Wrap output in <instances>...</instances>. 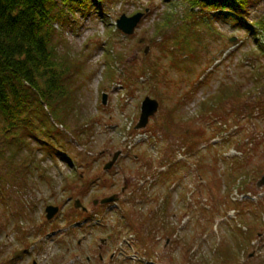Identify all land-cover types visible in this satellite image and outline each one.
<instances>
[{
  "label": "rangeland",
  "instance_id": "rangeland-1",
  "mask_svg": "<svg viewBox=\"0 0 264 264\" xmlns=\"http://www.w3.org/2000/svg\"><path fill=\"white\" fill-rule=\"evenodd\" d=\"M98 4L105 15L94 9ZM251 5L241 23L263 16L264 0ZM88 6L89 14L65 9L67 21L55 25L59 57L82 73L75 70L66 98L43 115L62 132L55 140L62 152L17 153L30 154L41 167L29 178L19 172L21 180L7 186L11 204L0 218V264H264V78L253 79L264 71V36L259 49L245 27L213 17L220 11L208 13L216 28L199 16L203 38L192 47L200 59L187 73L155 41L165 14L185 18L174 28L187 24L186 2L92 0ZM137 13L144 17L135 34L125 36L117 21ZM225 87L237 101L216 100ZM147 96L160 108L134 133ZM206 108L219 115H206ZM216 122L225 123V131L212 138L221 132ZM198 135L200 144L190 151L185 146ZM4 142L0 134L3 151ZM119 150L116 164L105 170ZM114 194L120 200L98 217L69 222L76 200L91 211L94 200ZM48 206L60 207L52 221Z\"/></svg>",
  "mask_w": 264,
  "mask_h": 264
},
{
  "label": "trees",
  "instance_id": "trees-1",
  "mask_svg": "<svg viewBox=\"0 0 264 264\" xmlns=\"http://www.w3.org/2000/svg\"><path fill=\"white\" fill-rule=\"evenodd\" d=\"M89 1L92 0H0V134L4 135L6 144L4 151L0 149V218L4 216L3 208L11 204V195L7 190V186L11 185L10 180H21L18 178V173L22 171L24 172L23 179L29 178L33 176L35 170L38 171L41 167L34 163L33 160L35 162L37 160L35 157L28 159L30 154L23 158H16L19 156L18 152L25 149L30 150L31 155L40 149L51 155L62 152L55 144L57 143L55 140L60 134L62 135V132L56 126L49 125L43 115L50 107H56L55 103L58 100L62 102L66 98V80H71L76 76V69L80 73L82 71L78 65L75 66L76 69L71 70L72 66L67 65L66 60L59 57L58 47L53 43V37L57 32L55 25L61 22L65 24L67 21L65 9L89 14L92 11L88 6ZM93 1L97 3L104 0ZM182 1L188 4L186 8L188 12L185 13L187 24L174 28L180 23L175 24V22L180 18L183 22L185 18H179L176 12L167 13L163 17L166 20V27L159 25V30L156 32L158 37L155 39L157 41L160 36L162 37L157 45L173 59V65L179 67L185 64L183 68L182 66L179 68L187 73L194 70V63L199 62L200 58L197 56L195 47H192V42L201 44L200 40L203 38L201 29L204 25L216 28L214 21L212 22L208 16V13L213 10L221 12L213 17L229 19L233 26L245 27L250 35L258 39L256 41L259 42L258 48L260 49L261 37L264 36V14L262 17L250 20L247 24L241 23L243 18L245 21L250 18V7H252L253 0ZM60 5L63 8H59ZM94 9L99 10L101 15H105V11L100 8L99 4ZM200 10L205 13L199 15ZM199 16L204 22L203 27L200 26ZM259 49L258 51L261 52ZM256 51L254 50L253 53ZM183 56L184 59H182ZM217 57H212L211 62L214 63ZM207 68L205 66L202 73L200 72L201 76L205 75ZM146 70V68L140 70L139 76L146 75ZM153 74V79H156L157 72V77L155 73ZM111 78L114 79L113 75ZM262 78H264L263 70L253 77L256 83ZM149 82L152 80L149 79ZM131 84L130 81L128 86ZM229 89L227 87L221 89L216 100L223 102L227 97L226 102L237 101L239 97L231 90L232 93H230ZM262 92L263 87L260 86V93ZM260 102L255 104L256 110L261 107ZM207 103L210 104V101ZM207 109L209 108H206V111ZM209 110L206 115L213 113L216 117L219 115L213 109ZM261 110H264V106ZM261 114H263L262 111ZM220 124L216 122L217 128L223 132L224 129ZM133 132L137 133L136 130ZM217 135L219 133L212 136ZM201 137L202 135H198L195 141H188L185 147L190 151L195 150L197 144H200ZM34 142L36 144H33ZM10 150L8 158L7 151ZM4 163L7 165L4 166ZM174 167L175 165L170 170L175 171ZM101 209V207L94 208L86 213L75 210L77 213L69 222L74 224L88 221L92 219L93 214L98 217ZM130 224L133 226V223L130 222Z\"/></svg>",
  "mask_w": 264,
  "mask_h": 264
},
{
  "label": "water",
  "instance_id": "water-1",
  "mask_svg": "<svg viewBox=\"0 0 264 264\" xmlns=\"http://www.w3.org/2000/svg\"><path fill=\"white\" fill-rule=\"evenodd\" d=\"M143 17H144L143 13H137L131 17L122 15L121 18L117 21V27L124 34L133 35L135 33V30L138 24L140 23ZM142 41L143 40H141V42ZM106 101H107V98L105 95H103V104H106ZM159 106H160L159 101L156 99H152L149 96L144 99V101L142 102V106H141L140 119L136 126L137 130L144 129L147 127L150 118L156 114V112L159 109ZM120 154H121V151H118L117 153H115L113 160L106 165L105 167L106 170L112 168V166L115 164ZM259 185H264V176L262 177ZM118 200H119L118 195H112V196L102 199L101 201L96 200L95 205H98L99 203L103 205L114 203ZM75 207L83 208L81 200H76ZM83 209L86 210L85 208ZM59 210L60 208L58 206H48L45 211L47 219L52 220L59 213Z\"/></svg>",
  "mask_w": 264,
  "mask_h": 264
},
{
  "label": "flooded vegetation",
  "instance_id": "flooded-vegetation-1",
  "mask_svg": "<svg viewBox=\"0 0 264 264\" xmlns=\"http://www.w3.org/2000/svg\"><path fill=\"white\" fill-rule=\"evenodd\" d=\"M112 159V158H111ZM100 256H101V259H102V255L100 254Z\"/></svg>",
  "mask_w": 264,
  "mask_h": 264
}]
</instances>
